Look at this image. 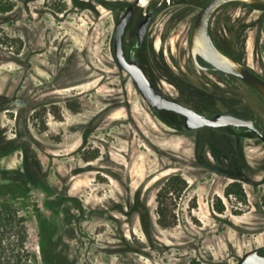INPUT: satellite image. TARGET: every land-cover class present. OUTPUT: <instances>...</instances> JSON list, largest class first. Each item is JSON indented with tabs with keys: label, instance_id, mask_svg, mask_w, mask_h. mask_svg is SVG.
<instances>
[{
	"label": "rangeland",
	"instance_id": "374dc122",
	"mask_svg": "<svg viewBox=\"0 0 264 264\" xmlns=\"http://www.w3.org/2000/svg\"><path fill=\"white\" fill-rule=\"evenodd\" d=\"M111 1L0 0V146L14 149L0 170L22 174L26 190L0 205L25 218L27 250L40 264L41 240L47 264H236L263 253L264 142L244 129L185 131L183 117L151 111L115 61ZM245 4L220 8L211 35L264 78V11ZM195 8L177 7L182 33L137 50L146 76L183 105L251 119L264 134L253 89L192 63L182 11ZM174 174L187 188L168 197L176 222L162 228L156 196ZM234 182L243 194L234 188L225 206Z\"/></svg>",
	"mask_w": 264,
	"mask_h": 264
},
{
	"label": "water",
	"instance_id": "95a60500",
	"mask_svg": "<svg viewBox=\"0 0 264 264\" xmlns=\"http://www.w3.org/2000/svg\"><path fill=\"white\" fill-rule=\"evenodd\" d=\"M242 0H209L197 14L191 28L188 52L193 64L201 70L206 67L199 63L204 61L209 69L240 80L243 84L253 89L264 101V79L250 68L234 61L223 53L215 44L209 33V21L214 12L220 7ZM248 4L264 7V0H246ZM126 16L116 25L113 35V55L118 66L131 78L136 90L151 111H169L183 117L182 127L185 131H193L201 128L220 129L233 128L244 129L253 133L260 141L264 142V134L255 126L251 119L243 118L228 112H217L206 115L176 99L158 91L146 76L142 66L134 58L127 60L123 52L122 36ZM143 27L139 29L137 44L143 36ZM236 264H264V255L258 249L250 250L242 255Z\"/></svg>",
	"mask_w": 264,
	"mask_h": 264
},
{
	"label": "trees",
	"instance_id": "16d2710c",
	"mask_svg": "<svg viewBox=\"0 0 264 264\" xmlns=\"http://www.w3.org/2000/svg\"><path fill=\"white\" fill-rule=\"evenodd\" d=\"M3 10H10V7ZM215 44L228 57L237 61L235 56L231 55L227 50L222 49L216 42ZM0 141L3 142L1 138ZM5 148V146H0V158L14 151V149ZM0 176L3 181L0 182V197L10 196L12 198H17L26 195V190L23 189L22 186L24 182V176L22 174L19 175L20 179H17L15 171L0 170ZM186 188L187 182L179 174H174L161 180L159 191L156 196V216L157 224L162 228L172 227L176 222L174 216L170 215L168 211V197L175 196V198H179ZM234 188L238 196L243 194L240 185L236 182L228 186L225 194L229 195ZM216 208L219 213L223 211L220 200H218ZM34 213L41 224L40 209L35 207ZM27 238L28 233L25 225V218L19 215L17 209L12 204L5 203L0 205V264H40L37 255L27 250L25 246ZM40 246L42 264H47V253L45 252L47 246L42 240L40 241Z\"/></svg>",
	"mask_w": 264,
	"mask_h": 264
},
{
	"label": "flooded vegetation",
	"instance_id": "af4514ba",
	"mask_svg": "<svg viewBox=\"0 0 264 264\" xmlns=\"http://www.w3.org/2000/svg\"><path fill=\"white\" fill-rule=\"evenodd\" d=\"M208 1L209 0H115V1H111V2H108L107 4H108V11L110 12L112 19H113V31H112V33L114 35V31H115L117 23L124 16H126V20H125V24H124V30H123V36H122L123 52H124L125 58L127 60L134 58L141 65V63L139 61L140 59L138 57L137 50L143 49L146 46L148 37H150L152 35L169 36V35H174V33H177V32L182 33L183 30H185V28H186L185 26H183V29H181V30L178 29L180 24H179V21L176 17V14H177V7L179 5L197 7V8H195V9H197V13L195 14L194 17L192 16V11L190 9H186V10L182 11V13L184 15L186 14L184 11L189 12L188 15L191 13V15H189V18H188V19H190L191 23L187 27L188 33L190 36L191 28H192V25L194 23V20H195L197 14L206 5V3ZM245 5L252 7V8L260 9L261 11H264L263 6H258V5H254V4H248V3H246ZM222 7H220V8H222ZM220 8L214 12L212 18L209 21V28L208 29H209L210 35L212 33L211 32V21H212L213 17L215 16V14L217 13V11L220 10ZM142 27H143L144 33L142 36L141 43L138 45L137 44V35L139 32V29ZM222 27L224 29L225 24H222ZM199 63L201 65H203L204 67H206L205 70L199 69L203 72L216 73L219 75L227 76V75H224L222 73L210 70L209 65L202 60H199ZM228 77H231V76H228ZM231 78L241 82L240 80H238L234 77H231ZM150 82L152 83V81H150ZM152 84L154 85V83H152ZM155 88L158 91L162 92L156 86H155ZM162 111H165V110H162ZM156 112H160V111H156ZM166 112H169V111H166ZM171 113H173V112H171ZM228 113H230V112H228ZM173 114H175V113H173ZM175 115H178V114H175ZM178 116H180V115H178ZM232 130L237 131V130H241V128H239V129H233L232 128ZM259 253L264 255V252L262 253L259 251Z\"/></svg>",
	"mask_w": 264,
	"mask_h": 264
},
{
	"label": "built area",
	"instance_id": "2783aa9c",
	"mask_svg": "<svg viewBox=\"0 0 264 264\" xmlns=\"http://www.w3.org/2000/svg\"><path fill=\"white\" fill-rule=\"evenodd\" d=\"M229 199H232V195L230 194V195H228V198H225V197H221V200H222V203H223V205H227V202H228V200ZM237 207H235V209H236Z\"/></svg>",
	"mask_w": 264,
	"mask_h": 264
},
{
	"label": "bare ground",
	"instance_id": "6f19581e",
	"mask_svg": "<svg viewBox=\"0 0 264 264\" xmlns=\"http://www.w3.org/2000/svg\"><path fill=\"white\" fill-rule=\"evenodd\" d=\"M243 2H246V0H242Z\"/></svg>",
	"mask_w": 264,
	"mask_h": 264
}]
</instances>
